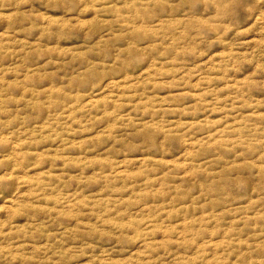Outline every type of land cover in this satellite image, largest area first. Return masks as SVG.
I'll return each instance as SVG.
<instances>
[{"label": "rangeland", "instance_id": "374dc122", "mask_svg": "<svg viewBox=\"0 0 264 264\" xmlns=\"http://www.w3.org/2000/svg\"><path fill=\"white\" fill-rule=\"evenodd\" d=\"M0 264H264V3L0 0Z\"/></svg>", "mask_w": 264, "mask_h": 264}, {"label": "clouds", "instance_id": "9594fccd", "mask_svg": "<svg viewBox=\"0 0 264 264\" xmlns=\"http://www.w3.org/2000/svg\"><path fill=\"white\" fill-rule=\"evenodd\" d=\"M239 2L242 5L249 4V0H239ZM255 3H257V4L264 3V0H255ZM245 10H248V9L246 8Z\"/></svg>", "mask_w": 264, "mask_h": 264}]
</instances>
